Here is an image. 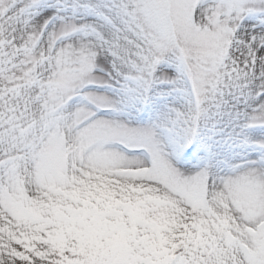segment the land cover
<instances>
[{"label":"snow or ice","instance_id":"6c2138e0","mask_svg":"<svg viewBox=\"0 0 264 264\" xmlns=\"http://www.w3.org/2000/svg\"><path fill=\"white\" fill-rule=\"evenodd\" d=\"M0 264H264V0H0Z\"/></svg>","mask_w":264,"mask_h":264}]
</instances>
